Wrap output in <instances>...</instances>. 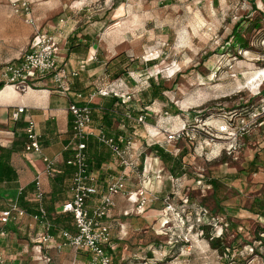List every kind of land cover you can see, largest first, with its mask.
<instances>
[{
  "label": "rangeland",
  "instance_id": "obj_1",
  "mask_svg": "<svg viewBox=\"0 0 264 264\" xmlns=\"http://www.w3.org/2000/svg\"><path fill=\"white\" fill-rule=\"evenodd\" d=\"M27 1L33 16L37 8L48 13L43 17L37 14L41 25L60 19L75 25L79 32L75 44H80V50L73 55L74 62L94 57L91 64L99 65L106 79L117 84V91L140 94L144 104L150 103L152 85L162 82L168 91L164 99H157L165 106L159 104V108L167 109L169 117L174 108L181 112L173 116L172 122L179 125L176 130L185 126L199 132L174 143L187 152L183 161L188 174L182 181V192L165 193L185 218L190 213L193 233L186 234V227L178 225L172 229L159 225L156 233L150 230L141 238L142 245L132 240L131 257L115 262L222 264L228 259L213 250L200 229L199 212L206 208L215 219L212 230L223 231V246L236 252L238 260L253 257L262 264L264 256L252 255L250 245L264 228L263 218L251 212L256 206L264 207V118L236 141L218 130L226 124L228 110L256 108L264 102V0H256L255 5L253 0ZM18 15L24 23V15ZM235 32L249 49L242 48ZM32 37H25L26 44L19 51L29 50ZM148 142L155 140L150 137ZM256 154L260 156L254 170L247 165ZM163 176L170 177L167 171ZM213 179L220 186L215 195L208 183ZM163 197L153 198L162 203L160 221L164 218ZM7 238L16 245L10 247L12 256L20 249L17 244L22 237L10 231Z\"/></svg>",
  "mask_w": 264,
  "mask_h": 264
},
{
  "label": "crops",
  "instance_id": "obj_2",
  "mask_svg": "<svg viewBox=\"0 0 264 264\" xmlns=\"http://www.w3.org/2000/svg\"><path fill=\"white\" fill-rule=\"evenodd\" d=\"M11 1L14 0H0V70L9 63L19 62L30 50L32 42L38 35L54 34L62 50L58 56L59 63L69 71H78L79 76L72 79L67 96L56 90L50 78L32 83V87L24 92L6 85L0 90V158H3L0 162L1 165L3 163L4 167L9 168L6 176L0 177V216L13 204H18L19 208L25 212L23 217L14 214L7 225L0 223V251L8 256V264H85L89 260V256L85 253H76L71 248H65L62 253H58L54 248L55 243L50 246L39 243V237L44 228L32 218L37 207L33 181L45 168L43 155L55 161V174L42 178L46 197L44 206L49 213L48 218L52 224L54 240L56 243L61 241L63 231L76 232L72 216L62 212L63 205L71 198V178L74 172V169L67 165V160L73 155L71 150L73 116L69 112L70 103L87 104L90 97L100 89L107 88L113 92L112 97L96 96L92 101L93 123L104 125L108 134L117 140L132 138L133 148L129 157L144 173L143 183L149 198H162L167 192H182L180 191L183 186L182 181L188 173L181 177H173L171 171L178 168L177 158L185 149L181 151L177 149L174 146L177 142L168 143L165 133L177 131L176 127L179 125L172 122L175 119L173 116L178 117L181 113L179 115L172 113L169 118L163 117L161 113H169V111L159 108V104L165 106L157 99L147 107L144 101L141 103L140 94H123L122 89L117 91V84L106 79L105 74L100 72L99 65L91 64L95 61L94 57L91 56L87 61L78 63L73 61V55L79 54V50L72 51L68 48L70 37H77L79 33L75 30L73 23L67 21L62 26L63 32L57 34L59 21L41 25V17L36 18L37 14L42 16L48 13L43 14V9L37 8L36 15L31 14L35 25L28 24L26 16H22L24 23L29 25L26 26L15 13ZM29 3L31 4L30 1ZM31 34L33 37L28 43L29 50L22 53L19 49L25 46V37ZM109 104H113L115 113L106 120L103 119L107 111L105 107ZM17 107H26L28 111L15 123L11 115ZM174 109V111L178 110ZM143 111L148 116L145 124H139L136 120H130L127 117L132 115L137 119ZM30 119L36 122L37 131L42 136V155L25 150L26 127ZM150 137L155 140V143L149 144ZM157 148L169 153L177 161L173 159L172 162H165L158 156ZM88 154L91 168L99 173L98 194L89 199L86 204L89 213H92L106 193L111 177L117 175L120 168L112 150L94 139L88 141ZM164 171H167L169 178L163 176ZM129 183V189L136 190L135 175ZM115 199L116 206L106 218V223L112 232V248L109 249V253L113 258V264L125 261L127 257L132 256L130 252L132 240L135 239V243L142 245L141 238L144 239L150 230L157 232L161 224L159 219L162 212V203L158 201L149 203L145 211L138 214L135 203L127 196H117ZM224 217L226 218V215H223ZM227 224L229 222L225 227L229 229ZM10 231L16 237H22L21 244H17L20 249H17L12 256H9L10 247L13 248L16 245L14 242H8L7 237ZM261 255L264 256V252ZM222 264H228V261L224 260Z\"/></svg>",
  "mask_w": 264,
  "mask_h": 264
},
{
  "label": "built area",
  "instance_id": "obj_3",
  "mask_svg": "<svg viewBox=\"0 0 264 264\" xmlns=\"http://www.w3.org/2000/svg\"><path fill=\"white\" fill-rule=\"evenodd\" d=\"M16 14L26 16V21L30 25H35V20L31 10V4L27 0L11 1ZM67 21L60 19L59 27L56 33H62V26ZM60 42L54 34L38 35L30 46V50L17 63H9L0 70V84L11 86L19 91H26L32 87V83L50 78L56 86V90L61 94L68 95L72 79L79 76L78 71H69L58 61L61 52ZM95 60V58H93ZM96 96L112 97L113 92L107 88L98 90L90 97L87 104L70 103L69 112L73 116V140L71 150L72 157L67 160V165L74 169L71 178V198L63 205L62 212L70 214L76 229L75 233L63 231L61 241L55 242L52 235V224L49 221L47 210L44 206L45 193L43 190V176H53L55 174V161L42 155L41 134L37 131L36 122L32 119L28 120L26 127V148L29 153L42 155L43 163L46 164L42 172L36 175L33 181L34 195L36 200V213L32 216L33 220L43 226L44 231L39 237V243L54 244V248L58 253H62L65 248H71L76 253H85L89 256V260L85 264H113V258L109 253L112 248V235L110 227L106 223L110 211L115 208V197L127 196L136 205V212L142 214L147 205L154 201L148 197V192L144 186V173L139 170L136 162L130 159L129 154L133 148L132 138L115 139L109 135L104 125H96L93 123L94 107L92 101ZM26 107H17L13 110L11 119L18 122L22 114H26ZM169 118V113H163ZM130 120H136L139 124H145L147 114L140 115L137 119L131 115L127 116ZM264 118V102L260 103L254 111H250L247 115L239 117H231L225 125L218 130L223 136L230 137L231 140H238L248 132L250 126L258 123ZM167 142H179L191 139L198 130L193 128H184L175 132H165ZM94 139L100 144L112 150V153L118 161L120 171L117 175L111 177V181L107 187V191L102 197L99 205L89 213L86 207L87 201L98 194L97 183L99 173L95 172L89 164L88 141ZM137 178V188L134 191L129 189V182L132 176ZM200 183V182H199ZM165 204L164 218L161 220V228L172 229L178 225L181 228L186 227V234L193 233L194 224H188L183 212L178 211L172 203V197L166 195L163 197ZM14 214L19 217L25 216V212L21 210L18 204H13L8 210L4 211L0 216V223L7 225ZM186 219V220H185ZM212 213L201 208L199 212L198 222L201 224L208 223L215 227ZM187 221V222H186ZM177 227V228H178ZM214 232L211 240L223 239L222 234ZM188 243V240L186 239ZM260 242H254L250 245V253L256 255L257 247ZM256 260L251 258L245 259V264H255ZM0 264H8V260L3 252L0 251ZM228 264H233L229 262ZM264 264V262L262 263Z\"/></svg>",
  "mask_w": 264,
  "mask_h": 264
},
{
  "label": "trees",
  "instance_id": "obj_4",
  "mask_svg": "<svg viewBox=\"0 0 264 264\" xmlns=\"http://www.w3.org/2000/svg\"><path fill=\"white\" fill-rule=\"evenodd\" d=\"M255 2H256V0H253V5H255ZM116 5H118V3ZM256 10H257V8H256ZM235 35H238V33L235 32ZM76 38L77 37H75V36L73 37L72 36V37H70L69 42H68V48L70 50H72V51L80 50L79 49L80 44L78 46L75 44V39ZM237 39L239 41L241 40L240 39V35H238ZM241 43H242L241 44L242 45V48L249 49V47H247V43L246 42H244L242 40ZM3 87H4V84L1 83L0 84V90ZM167 91H168V89L166 88V86H164V84L162 82H160L158 84L154 83L152 85V97H151V99L149 101L150 103L147 104V107L149 105H151L153 103V100H155V99H160V100L161 99H164L165 98V93ZM106 106L107 107H105V109L107 111H106L105 116H104L103 119L108 120V119H110L113 116L112 114H114L115 111H114L113 104H109V105H106ZM254 108L255 107H253V106H251V107L243 106V107L235 108L233 110H228L229 112L227 111L228 114L225 115V120L227 122V121H229V119L231 117H236L237 118L239 116L247 115L248 113H250V111L252 112ZM109 111H111V112H109ZM144 112L145 111H143L142 113L144 114ZM173 113L175 115H179L181 112H179V110H177V111H174ZM212 113H214V112L212 111ZM157 151L159 153L158 156H160L165 162H168L169 163V162L174 161L173 159H175V158H173L169 153H166L162 149H159V148H157ZM186 154H187V152L184 151L183 153L180 154L179 158H177L178 163H179V166H177L178 168L172 169L171 175L173 177H181V176L187 174V170L188 169H186L185 163H183V156H185ZM259 156H260L259 154H256V156H254V159L251 161V163L249 165H247V167L248 168L249 167H254V170H256V168L258 166ZM1 159H3V158L1 157L0 160ZM8 171H9V168L8 167H4L3 163L1 165V162H0V177L6 176V174H7ZM246 171H247V169L245 168L243 172H246ZM209 185L213 186L212 188H213V191H214V195L217 194V193H219V187L220 186H219V182L217 180H210L209 181ZM256 207L253 208L251 211L254 212L255 214H257L258 216H260L261 218H263V220H264V207L263 206H256ZM190 216H191L190 213H188V215L186 214V218H188L187 219L188 220V224L192 220V218ZM200 227H201L200 229L204 233L206 239L208 241H210L209 243H210L211 247L213 248V250L216 249L219 252H221L220 254L222 255V257H226L228 259L227 261H229V262H231L233 264H245V259L242 260V261L240 259L238 260L236 252H232L231 253L229 251V248H226V246H223V241H224L223 239H214L213 238V240H211V237L213 236L212 234L214 233V231L212 230L213 229V226L212 225H210L208 223H205V224H202V226H200ZM258 232L256 234V240L255 241L256 242H260V246L257 247L256 253L262 254L264 252V236H261V234H264V228H262V230H259Z\"/></svg>",
  "mask_w": 264,
  "mask_h": 264
}]
</instances>
